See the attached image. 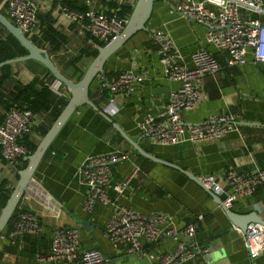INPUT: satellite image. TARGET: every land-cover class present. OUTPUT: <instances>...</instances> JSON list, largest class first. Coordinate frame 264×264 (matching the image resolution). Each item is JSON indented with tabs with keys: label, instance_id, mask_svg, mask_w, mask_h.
<instances>
[{
	"label": "crops",
	"instance_id": "crops-1",
	"mask_svg": "<svg viewBox=\"0 0 264 264\" xmlns=\"http://www.w3.org/2000/svg\"><path fill=\"white\" fill-rule=\"evenodd\" d=\"M33 1L37 26L47 16L63 37L58 50L50 51L46 46L40 49L46 50L54 66L65 77L71 81L78 80L96 55L93 56L92 52L97 50V45L94 46L91 39L81 33L79 23L71 22L62 13L61 0ZM64 1L77 10L91 8L104 13L116 12L119 6L132 8L135 2L124 0L127 3L117 6L108 0ZM181 1L154 0L145 30L130 36L104 62L102 73H106L108 78L119 71H130L143 79L135 83L127 95L115 96L109 102V94L98 88L96 76L89 85L88 97L100 110H115L107 113L112 122L129 139L137 141L141 148L195 177L221 172L228 167L238 172L264 168V64L253 62L250 52H247L243 64L226 66L225 54L205 42L204 28L178 14L176 7ZM250 17L257 16L250 14ZM258 18L264 23V13ZM155 30L170 36L177 60L183 65L190 66V53L200 47L212 52L220 63L213 76L202 78L201 87L206 97L194 109L182 113V122L192 123L227 112L236 120L234 130L218 140L199 144L184 141L173 146L150 145L138 136L135 123L145 114L157 112L164 105L168 91L177 86L163 75L159 66L156 46L149 38ZM6 37L0 28V38ZM31 39L36 43L39 41V38ZM76 57L71 66L69 62ZM7 66L9 78L2 85L4 93L15 92L32 77H43L46 73L45 68L33 60ZM58 98L67 101L68 94ZM51 112L52 107L34 115L29 136L35 144L43 136L41 131L47 130L52 123ZM113 150L129 152L127 159L112 167L114 181L123 179L134 167L138 171L121 192L108 190L110 199L116 197L118 203L141 213L170 214L177 229L194 222V239L207 248L200 259L201 264H264V249L254 258H249L242 231L229 222L215 198L178 170L141 156L139 158L111 124L87 105L78 106L53 137L25 188L23 208L37 216L40 231L14 246L1 233L0 264H72L36 260L37 253L48 250L50 233L56 227L77 228L83 249L95 247L104 254L105 261L100 264H148L145 256L126 254L122 246H112L104 236L103 226L109 214V204L95 206L90 214L81 208L85 186L78 180L77 165L87 156ZM4 169L14 176L12 166L0 162V173ZM2 179L6 185H14L11 175L2 176ZM229 209L237 214L255 211L264 221V185L258 186L249 197L234 201ZM173 245V239L165 237L151 248L170 251Z\"/></svg>",
	"mask_w": 264,
	"mask_h": 264
},
{
	"label": "built area",
	"instance_id": "built-area-1",
	"mask_svg": "<svg viewBox=\"0 0 264 264\" xmlns=\"http://www.w3.org/2000/svg\"><path fill=\"white\" fill-rule=\"evenodd\" d=\"M108 1L117 6L127 3L124 0ZM0 8L3 15L24 36L28 39L39 38L33 0H2ZM60 9L71 22L80 24L81 33L86 34L97 47L99 43L104 45L113 40L126 21L115 11L104 13L90 8L76 12L64 6ZM176 10L183 18L204 28L205 42L225 54L226 66L243 64L247 52H250L253 62L264 64V23L258 18L264 13V0H182ZM250 14L257 17L251 18ZM149 38L156 46L163 75L177 86L168 91L164 105L157 112L147 113L135 123L138 136L150 145L173 146L184 141L199 144L218 140L234 130L236 120L227 112L192 123H183L181 120L184 111L194 109L205 99L201 80L205 76H213L219 70L220 63L216 56L200 47L190 53V66L187 67L177 60L176 49L166 32L152 31ZM96 76L98 88L108 92L109 102L115 96L127 95L134 84L143 79L141 75L130 71H119L111 78L103 73ZM47 87L57 97L68 94L67 89L56 80L48 83ZM102 110L105 113L115 111L110 108ZM34 115L29 109L18 107H12L4 114L0 122L1 163L11 165L27 155L18 140L30 133ZM128 157L127 151L113 150L87 156L77 165L78 180L85 186L82 210L90 214L95 206L109 204V214L103 226L104 236L112 246H122L126 254L145 256L148 264H182L186 261L201 264L200 259L207 248L194 239V222L177 229L170 214L141 213L118 203L116 197L109 198L108 190L121 192L138 171L134 167L123 179L114 181L112 167ZM197 180L204 189L219 196L221 203L229 208L237 199L249 197L258 186L264 185V168L238 172L228 167L221 172L202 174ZM25 199L23 193L10 228L3 232L11 245L20 244L25 237H32L41 229L37 216L23 208L22 202ZM242 236L250 259L264 249L263 225L253 222L246 224ZM165 237L174 241L170 251L151 248ZM36 260L100 264L105 261V256L95 247L83 249L77 228L56 227L50 233L48 250L37 253Z\"/></svg>",
	"mask_w": 264,
	"mask_h": 264
},
{
	"label": "water",
	"instance_id": "water-1",
	"mask_svg": "<svg viewBox=\"0 0 264 264\" xmlns=\"http://www.w3.org/2000/svg\"><path fill=\"white\" fill-rule=\"evenodd\" d=\"M153 2L154 0H135L121 32L110 42L97 47L96 55L93 57L81 77L76 81H71L67 77H65L54 66L46 50L36 47L0 12V26L26 51V53L23 55L0 61V67L3 65L25 60L36 61L41 66H43L46 71L49 72L53 80H56L61 85H63L68 92V99L66 103L61 108L52 123L49 125L38 143L35 145L34 150L30 154H27L23 157V159L26 161L25 166L22 169L16 171V181L12 186V189L6 201L0 208V234L4 229L8 219L10 218L11 213L15 208L17 202L19 201L21 195L24 193L34 169L36 168L42 155L49 146L51 140L71 115V113L81 105L89 106L106 122L110 123L111 126L129 143V145L132 147V150L139 156L178 170L189 180L201 187L211 198H215V202L222 208L226 218L233 226L239 228L241 231H244L246 224L250 222L258 223L264 226V221L256 214L255 211H251L245 214H237L231 211L228 207H225L221 203V198L219 196L213 194L209 190L204 189L197 180V177L180 169L176 165L157 158L145 149L141 148L138 145L137 141H132L131 139H129L124 134V132L114 122H112L109 115L103 110L98 109L88 97L89 85L97 74L102 73L106 58L113 52H115L116 49L119 48L122 44H124L126 40H128L129 37L134 33H136L137 31L145 30V23L150 15Z\"/></svg>",
	"mask_w": 264,
	"mask_h": 264
},
{
	"label": "trees",
	"instance_id": "trees-1",
	"mask_svg": "<svg viewBox=\"0 0 264 264\" xmlns=\"http://www.w3.org/2000/svg\"><path fill=\"white\" fill-rule=\"evenodd\" d=\"M2 0H0L1 2ZM60 5L68 8L71 11L82 12L83 10H77L72 4L67 1L61 0ZM112 6V4H110ZM131 7L129 6H119L116 10L118 16H123L127 18L130 13ZM0 12L4 14L2 9L0 8ZM53 20L48 18L47 16L40 21L39 24V41L36 43L31 38L29 40L38 48L47 47L50 51L58 50L59 46L63 41V37L54 29L52 26ZM0 28L6 33V38H0V61L5 59L13 58L16 56H20L26 53V51L22 48V46L11 37L1 26ZM102 46V43H99ZM96 54V50L92 52L94 56ZM77 60V57L71 60L69 63L71 66L74 65V62ZM7 65H3L0 67V122L4 116V114L12 107L29 109L33 114H36L42 110L53 108V112H51V120L53 121L61 108L66 103V99L57 98L55 95L48 89L47 84L50 83L53 79L48 71H46L43 77L34 76L32 79L19 86L18 90L15 92H7L4 93L2 90V85L5 80L9 78V74L7 72ZM105 76H108L104 73ZM51 121V122H52ZM45 129L41 131V134L45 133ZM18 142L24 146L26 150V154H30L35 148V142L32 141L29 134L23 135ZM141 158L140 156H138ZM26 164V161L20 157L16 160V162L12 163L11 166L14 170V177L17 178L16 171L22 169ZM12 186L6 185L5 180H0V196L1 203L0 207L3 206L6 201ZM19 205V201L17 202L15 208L13 209L10 218L8 219L3 231H7L16 214L17 207ZM25 237L24 239H26ZM9 243V242H8ZM10 244V243H9ZM11 245V244H10ZM14 246V245H13Z\"/></svg>",
	"mask_w": 264,
	"mask_h": 264
},
{
	"label": "rangeland",
	"instance_id": "rangeland-1",
	"mask_svg": "<svg viewBox=\"0 0 264 264\" xmlns=\"http://www.w3.org/2000/svg\"><path fill=\"white\" fill-rule=\"evenodd\" d=\"M5 170V169H4ZM11 171V170H10ZM12 172H14V170L12 171ZM11 175V179L10 180H12V182H13V184H14V182L16 181V179H15V177L12 175V173L11 172H9V171H3V172H1L0 173V178L2 177V176H10Z\"/></svg>",
	"mask_w": 264,
	"mask_h": 264
}]
</instances>
